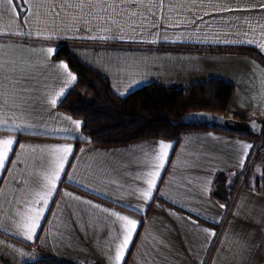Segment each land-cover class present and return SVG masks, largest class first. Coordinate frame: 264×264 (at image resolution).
<instances>
[{"label": "crops", "instance_id": "1", "mask_svg": "<svg viewBox=\"0 0 264 264\" xmlns=\"http://www.w3.org/2000/svg\"><path fill=\"white\" fill-rule=\"evenodd\" d=\"M33 3H24L21 16L12 13L14 5L0 0V9L7 10L0 31L20 34L10 37L20 43L9 42L10 50L0 56L16 62L18 76L32 77L21 80L22 87L10 95L11 83L0 91V139L14 140L13 151L0 167V264L41 258L115 264L124 229L113 212L138 222L121 264L128 257L127 264H205L206 246L213 238L210 225L220 224L224 214L213 195L217 177L251 163L258 136L203 129L185 132L178 142L151 136L125 145H97L84 135V122L59 107L77 79L68 83L67 74L58 68L66 62L55 58V43L76 40L70 42L72 52L104 76L119 97L154 83L183 88L218 79L234 86L228 114L264 123V64L250 55L196 47L245 46L264 55V0H163L162 5L161 0H143V5L133 0L124 6L143 12L147 19L132 17L135 24L109 23L107 28L95 20L71 18L54 24L50 17L47 24L29 23L31 13L26 10ZM30 31L32 36L27 35ZM53 98L56 106L51 104ZM73 120L81 122L80 129ZM160 142L173 147L146 202L140 192L148 187L146 173L159 163L153 156ZM245 145L252 147L246 150ZM63 147H71L72 153L36 235L28 241L17 225L35 195L17 189L32 174L44 171L34 167L38 160L50 161L51 150ZM255 171L250 177L258 178L264 188V176ZM41 206L42 202L37 205ZM241 228L248 230L239 241ZM263 239L264 192L240 188L207 264L262 262L256 256L264 247L256 252L251 247L261 245Z\"/></svg>", "mask_w": 264, "mask_h": 264}, {"label": "trees", "instance_id": "2", "mask_svg": "<svg viewBox=\"0 0 264 264\" xmlns=\"http://www.w3.org/2000/svg\"><path fill=\"white\" fill-rule=\"evenodd\" d=\"M24 7L22 2V9ZM23 12L20 13L21 16ZM57 41L55 58L66 62L77 77L76 84L69 90L59 107L84 122L83 133L91 142L101 146H118L151 136L178 142L185 132L203 129L237 133L213 123L182 122L183 117L189 113L210 112L226 115L234 94L232 84L218 79L191 83L183 88L154 83L126 97H119L113 92L110 82L104 76L82 62L72 52L70 42L76 40L58 39ZM196 47L203 51L250 55L264 64V60L260 58L264 55L251 47L210 45ZM238 134L253 136L250 133ZM250 165L251 163L248 162L238 172H222L217 177L214 197L224 200L228 206L231 205L241 185L264 192V188L258 183V176L257 179L250 177L256 172V167L251 168ZM260 173L264 176L263 169ZM260 247H264V239ZM24 264L75 263L59 258H41Z\"/></svg>", "mask_w": 264, "mask_h": 264}, {"label": "snow or ice", "instance_id": "3", "mask_svg": "<svg viewBox=\"0 0 264 264\" xmlns=\"http://www.w3.org/2000/svg\"><path fill=\"white\" fill-rule=\"evenodd\" d=\"M19 2L33 3V0H19ZM133 2V0H55V2H50V0H35L33 3V8L30 10L31 16L29 23L32 22H43L48 23V19L51 18V23H55L57 19L64 20L66 18H71L73 22L79 19H86L89 23L95 20L98 22L99 27L107 28L108 24L117 25L120 27L124 24H135L136 21L132 20V17H142L147 19V16L140 11L132 9L130 7L124 6L128 3ZM8 5H14L11 9L13 14L18 15V8L15 6L17 0H6ZM141 5H143V0H140ZM163 0H161V5ZM6 9H0V20L4 18ZM151 12V9H148ZM153 26L155 22H151ZM13 35H20L19 33L13 32H2L0 31V54L10 49L6 48V45L11 42L12 44H18L20 41H10V37ZM28 36H32L33 32H29ZM39 35V33H37ZM116 38V37H109ZM100 39H105L101 36ZM52 48L47 49L49 55L52 54ZM9 64L13 66L10 68ZM16 62L4 60L0 56V91H4V85L6 83L12 84V89L8 90L9 95L17 87H22L21 80H30L32 77H25L23 74H16ZM58 68L67 74L68 83H73L76 81V76L73 75L68 70V65L66 63H61ZM60 93L58 95H62ZM23 104H28L27 100L21 98ZM12 103L16 106V100L13 99ZM53 106L57 105V98L51 100ZM31 108L32 105L28 104ZM65 119H70V117H65ZM75 125L76 129L81 128V122L71 121ZM13 139H0V167H3L5 162L8 160L9 153L13 151ZM173 145L165 142H160L158 145V150L155 152L153 159L158 161L154 171H149L146 173V183L148 185L146 190H142L140 195L145 198L148 202L151 200L153 195V190L156 188L157 177L159 176V170L164 167V161L168 155V150L171 149ZM251 145H245V149L251 148ZM63 153V155H60ZM72 153L71 147H63L59 149L51 150L49 153L52 159L49 160H38L34 165L36 169L44 170L42 173L37 171L31 175L30 180L23 181L25 186L17 189L20 193L32 192L35 195V199L32 200L27 209L26 216L22 219L21 223L17 225L24 230V238L28 241H32L36 235V230L39 226V221L42 218L43 212L49 203L50 198L56 191L57 182L61 179V173L64 171L65 161L68 155ZM246 158V157H245ZM243 164V160L241 161ZM42 202L41 207H37ZM223 207V205H222ZM111 215L116 216L117 219L123 222V239L116 246L115 254V264H121L123 261L125 253L131 243L132 237L135 234L138 222L134 219H130L127 216L118 215L113 212ZM214 235V233H213Z\"/></svg>", "mask_w": 264, "mask_h": 264}, {"label": "water", "instance_id": "4", "mask_svg": "<svg viewBox=\"0 0 264 264\" xmlns=\"http://www.w3.org/2000/svg\"><path fill=\"white\" fill-rule=\"evenodd\" d=\"M182 122L213 123L237 133H250L254 136H262L264 123L257 120H242L216 115L210 112L189 113L183 117Z\"/></svg>", "mask_w": 264, "mask_h": 264}, {"label": "rangeland", "instance_id": "5", "mask_svg": "<svg viewBox=\"0 0 264 264\" xmlns=\"http://www.w3.org/2000/svg\"><path fill=\"white\" fill-rule=\"evenodd\" d=\"M17 8H18V13L20 14L21 12H23L22 11V2H19V0H17V4L15 5ZM25 12H23V14H24ZM223 116H226V117H229V118H234V117H232V115L231 114H228V112H226V115H223ZM258 166H256V169L255 170H261V169H263L264 170V168H261V167H258ZM243 187H247V186H245V185H241V187L240 188H243ZM240 188H239V190L237 191V193H236V196H235V198H233V200H232V203H231V205H228L227 206V202L225 203V201L224 200H219L218 198H217V200L223 205V207H224V214H223V219H222V222L220 223V224H215V225H210V228H212V230H213V233H214V235H213V238H212V240H211V243H210V245L209 246H206V251H205V255H204V257H205V264H207L208 262H209V260H210V258H211V255H212V253H213V251H214V247H215V245L217 244V242H218V239L220 238V235H221V233H222V230H223V226H224V223H225V221L227 220V218H228V215H229V213H230V210H231V208H232V206H233V204L235 203V201H236V199H237V197H238V195H239V192H240ZM252 188V187H251ZM259 192H261V193H263L262 191H259ZM248 229L247 228H241L240 229V236H238L239 237V241L243 238V236H244V234H245V232L247 231ZM6 234V233H5ZM4 236H7V237H11L10 235H4ZM13 240L15 241V242H19L18 241V239L17 238H13ZM259 247H260V245L258 246V244L257 245H253L252 247H251V252H256L258 249H259ZM258 254H259V256H258ZM258 254H257V256H256V258H257V260L260 258L261 260H263L262 262H264V252H258ZM254 257H255V255H254ZM261 262V261H260ZM260 262H256L255 264H260ZM261 262V263H262Z\"/></svg>", "mask_w": 264, "mask_h": 264}, {"label": "built area", "instance_id": "6", "mask_svg": "<svg viewBox=\"0 0 264 264\" xmlns=\"http://www.w3.org/2000/svg\"><path fill=\"white\" fill-rule=\"evenodd\" d=\"M263 57H260V58H262V60H264ZM256 166L264 168V139H263V135L260 136V138L256 144L254 154H253V158H252L251 165H250L251 168L256 167Z\"/></svg>", "mask_w": 264, "mask_h": 264}]
</instances>
